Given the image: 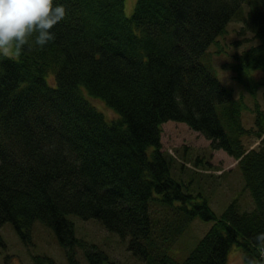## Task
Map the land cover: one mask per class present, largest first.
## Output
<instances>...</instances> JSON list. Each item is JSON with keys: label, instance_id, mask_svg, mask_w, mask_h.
I'll list each match as a JSON object with an SVG mask.
<instances>
[{"label": "trees", "instance_id": "16d2710c", "mask_svg": "<svg viewBox=\"0 0 264 264\" xmlns=\"http://www.w3.org/2000/svg\"><path fill=\"white\" fill-rule=\"evenodd\" d=\"M58 2L67 16L52 42L0 57V225L28 244L42 224L69 264L78 251L86 264H118L77 236L76 218L100 221L142 264H227L234 246L245 264H264L255 242L264 232V0H136L131 16L125 0ZM233 22L257 41L221 66L253 99L252 127L246 99L214 64ZM168 121L238 161L252 210L234 200L218 215L174 176L162 144ZM197 219L212 225L184 253L178 243Z\"/></svg>", "mask_w": 264, "mask_h": 264}, {"label": "rangeland", "instance_id": "374dc122", "mask_svg": "<svg viewBox=\"0 0 264 264\" xmlns=\"http://www.w3.org/2000/svg\"><path fill=\"white\" fill-rule=\"evenodd\" d=\"M136 5V0H125V13L131 16ZM240 23H231L228 34L220 39L223 53H214V64L223 82L233 88L236 96L243 95L249 109L244 113V122L248 127L254 125L253 99L248 95L243 86L233 79L230 71L223 70L222 64L232 60V54L242 51L251 44L257 43L251 33H241ZM215 47H213V50ZM54 81V76L48 78ZM261 90L258 101L264 108ZM91 103L102 111L108 119L117 118V114L106 104L98 99L89 98ZM247 147L255 148L260 141L256 138H246ZM162 144L166 155L173 157V174L184 181L191 193L195 195L202 192L210 202V206L218 214L237 200L242 210H252L254 202L250 192L245 187V181L238 161L228 155L224 150H213L208 140L201 133L190 128L186 123L168 121L162 125ZM200 162H197V159ZM183 164L184 169L181 165ZM76 232L79 238L90 243H95L104 249L111 260L118 264H142L127 248V242L109 232L98 220L83 221L75 219ZM212 223L195 220L188 231L180 238L179 247L184 248V253L194 247L197 242L208 232ZM183 253V254H184ZM45 258L47 264H69L68 257L54 233L37 223L33 229L32 240L26 244L10 224L0 225V264H35L34 257ZM78 264H86L82 251H78ZM227 264H245L242 251L234 246L229 253Z\"/></svg>", "mask_w": 264, "mask_h": 264}, {"label": "clouds", "instance_id": "9594fccd", "mask_svg": "<svg viewBox=\"0 0 264 264\" xmlns=\"http://www.w3.org/2000/svg\"><path fill=\"white\" fill-rule=\"evenodd\" d=\"M66 16L58 0H0V57H18L25 46L43 49L55 39L52 30ZM255 242L264 251V232Z\"/></svg>", "mask_w": 264, "mask_h": 264}]
</instances>
